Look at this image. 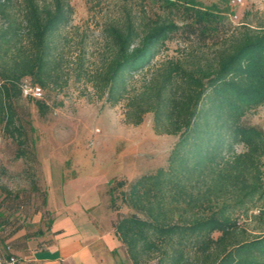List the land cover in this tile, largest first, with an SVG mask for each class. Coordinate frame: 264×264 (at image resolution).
<instances>
[{
  "label": "trees",
  "instance_id": "1",
  "mask_svg": "<svg viewBox=\"0 0 264 264\" xmlns=\"http://www.w3.org/2000/svg\"><path fill=\"white\" fill-rule=\"evenodd\" d=\"M73 15L70 0H0V131L18 145V158L28 152L17 111L21 82L56 83L57 38ZM180 28L142 25L129 12L107 24L109 54L90 82L117 105ZM189 62H168L130 103L133 124L151 112L156 132L177 140L167 167L110 185L115 232L133 264H264V209L254 215L258 235L249 238L239 224L264 201V131L244 123L264 106V29L248 28L212 61ZM26 101L41 115L49 111L45 99Z\"/></svg>",
  "mask_w": 264,
  "mask_h": 264
},
{
  "label": "rangeland",
  "instance_id": "2",
  "mask_svg": "<svg viewBox=\"0 0 264 264\" xmlns=\"http://www.w3.org/2000/svg\"><path fill=\"white\" fill-rule=\"evenodd\" d=\"M233 1L70 0L72 22L57 38L62 60L54 72L56 83L44 89L49 111L41 115L35 102L17 103L26 156L18 158V145L0 131L2 258L51 224L67 230L108 224V190L115 179L132 181L167 167L177 136L156 132L151 112L140 125L133 124L130 103L151 79L160 77L168 62L205 64L248 28L264 29V0H242L239 5ZM128 12L142 25L167 21L181 28L151 65L134 76L128 96L112 106L90 82L91 73L109 54L105 26L123 21ZM244 123L264 131V106L249 111ZM243 151V146L237 148ZM260 208L264 201L249 217L240 218L249 238L263 227L254 217ZM50 236L35 238L32 244Z\"/></svg>",
  "mask_w": 264,
  "mask_h": 264
},
{
  "label": "crops",
  "instance_id": "3",
  "mask_svg": "<svg viewBox=\"0 0 264 264\" xmlns=\"http://www.w3.org/2000/svg\"><path fill=\"white\" fill-rule=\"evenodd\" d=\"M106 211L108 224L96 222L85 230L76 226L67 230L66 226L51 224L26 240L23 248L15 247L11 252L24 264H133L115 232L116 213L110 208V199ZM99 215L101 212L97 219ZM48 233H51L48 239L32 244L33 239Z\"/></svg>",
  "mask_w": 264,
  "mask_h": 264
},
{
  "label": "built area",
  "instance_id": "4",
  "mask_svg": "<svg viewBox=\"0 0 264 264\" xmlns=\"http://www.w3.org/2000/svg\"><path fill=\"white\" fill-rule=\"evenodd\" d=\"M242 0L233 1V5H239ZM235 20L238 19V15L233 17ZM21 93L23 99L31 100H43L45 98V91L43 87L34 83L30 78H24L21 82ZM0 264H24L18 261L16 257H11L9 259H4L0 255Z\"/></svg>",
  "mask_w": 264,
  "mask_h": 264
}]
</instances>
